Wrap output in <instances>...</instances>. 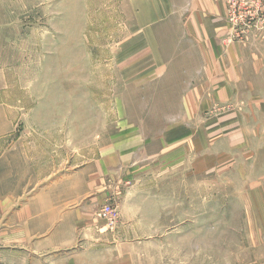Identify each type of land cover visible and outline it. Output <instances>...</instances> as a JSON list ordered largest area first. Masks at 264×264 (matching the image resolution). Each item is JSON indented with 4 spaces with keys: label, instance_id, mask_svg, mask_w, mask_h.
<instances>
[{
    "label": "rangeland",
    "instance_id": "374dc122",
    "mask_svg": "<svg viewBox=\"0 0 264 264\" xmlns=\"http://www.w3.org/2000/svg\"><path fill=\"white\" fill-rule=\"evenodd\" d=\"M0 264H264V0H0Z\"/></svg>",
    "mask_w": 264,
    "mask_h": 264
},
{
    "label": "crops",
    "instance_id": "0c3cea01",
    "mask_svg": "<svg viewBox=\"0 0 264 264\" xmlns=\"http://www.w3.org/2000/svg\"><path fill=\"white\" fill-rule=\"evenodd\" d=\"M229 61L230 62H234L235 61V56H234V52H232V50L231 49H229ZM76 203V202H75ZM77 204V203H76ZM67 206V205H66ZM81 205L80 204H78L77 205V210H75L74 211V213L75 214H77V215H80V213H81ZM68 210L69 209H67V207H65V210L63 209V210H60V212L58 213V214H62V213H64V212H66V213H68ZM70 215V214H69ZM81 216H77V219H78V221H80L81 220ZM57 221H63V219H57ZM77 224V223H76ZM90 225H95V226H97L98 224L97 223H93V224H88L87 226H90ZM98 227V226H97Z\"/></svg>",
    "mask_w": 264,
    "mask_h": 264
},
{
    "label": "built area",
    "instance_id": "2783aa9c",
    "mask_svg": "<svg viewBox=\"0 0 264 264\" xmlns=\"http://www.w3.org/2000/svg\"><path fill=\"white\" fill-rule=\"evenodd\" d=\"M108 210V208L105 206V207H103V209H102V211H107ZM106 214V213H105Z\"/></svg>",
    "mask_w": 264,
    "mask_h": 264
}]
</instances>
